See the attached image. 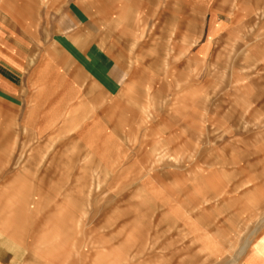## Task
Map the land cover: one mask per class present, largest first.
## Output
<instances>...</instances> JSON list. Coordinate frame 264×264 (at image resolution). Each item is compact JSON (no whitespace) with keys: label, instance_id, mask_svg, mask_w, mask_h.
<instances>
[{"label":"rangeland","instance_id":"rangeland-1","mask_svg":"<svg viewBox=\"0 0 264 264\" xmlns=\"http://www.w3.org/2000/svg\"><path fill=\"white\" fill-rule=\"evenodd\" d=\"M21 4L52 95L28 75L0 97L5 133L38 142L37 176L0 178L29 260L264 264V0Z\"/></svg>","mask_w":264,"mask_h":264},{"label":"crops","instance_id":"crops-1","mask_svg":"<svg viewBox=\"0 0 264 264\" xmlns=\"http://www.w3.org/2000/svg\"><path fill=\"white\" fill-rule=\"evenodd\" d=\"M31 1L38 0H0L1 99L6 96L16 95L17 92L20 93L23 87L22 81L25 76L28 75L31 76L32 80L30 82L31 92L33 91V88L36 87L33 95L30 97L31 99L40 94L46 95L44 99L52 97V95L42 92V88L39 89V87L36 86L39 83L38 77H40L45 71V63H40L38 60L36 61V58L33 59L35 56V48L33 44L30 46L25 44L26 42L30 43L28 34L34 33L35 31H32L33 27L31 29L30 22L26 19L28 16L20 14L19 11L26 8V6L23 7L21 3ZM40 91L41 93H39ZM30 102L33 104L34 101L31 100ZM46 102H42V104H46ZM35 106L36 103L31 105L28 112L33 113L35 111ZM29 128L30 127H28V130ZM31 129L35 130L34 127H31ZM4 130V127L0 129V147L5 148L6 144L19 147L22 144H29L35 147L31 151L30 161L27 168L25 167L20 171L17 168L15 169L17 157L13 160L11 157L13 153L5 151L8 155H4L5 158L0 161V178H5L7 175H10V178H18L22 176L23 171L25 172V175L30 178L37 176L35 173L36 168H34L31 163H35L36 167L38 142L36 143L35 139H25L22 143V139H19L16 143L13 135H17V129L15 130L14 128L13 130H15V132H9L7 134ZM10 131H12V129H10ZM18 152H20L19 149ZM11 162L13 163L11 164ZM4 199H6L4 195L0 197L1 203H3ZM29 254L30 250L25 244L0 228V264H33V262L29 260Z\"/></svg>","mask_w":264,"mask_h":264}]
</instances>
